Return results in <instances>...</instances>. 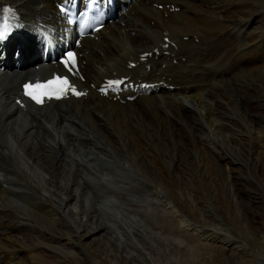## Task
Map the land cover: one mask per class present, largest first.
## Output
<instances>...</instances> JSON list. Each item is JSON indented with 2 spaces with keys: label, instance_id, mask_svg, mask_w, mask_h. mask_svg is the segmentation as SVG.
<instances>
[{
  "label": "bare ground",
  "instance_id": "obj_1",
  "mask_svg": "<svg viewBox=\"0 0 264 264\" xmlns=\"http://www.w3.org/2000/svg\"><path fill=\"white\" fill-rule=\"evenodd\" d=\"M59 1L0 0L32 38L23 66L12 60L0 75V264H107L99 255L114 264H193L209 247L228 250L234 264H264V230L238 225L232 182L247 168L240 158H262L264 171V26L250 29L264 21V0H135L97 40H83L82 86L116 72L158 90L124 105L89 91L18 111L9 98L40 73L29 71L38 30L53 31L55 50L68 42ZM166 33L177 50L151 56L147 72L126 68ZM207 174L223 181L232 229L204 187Z\"/></svg>",
  "mask_w": 264,
  "mask_h": 264
},
{
  "label": "rangeland",
  "instance_id": "obj_2",
  "mask_svg": "<svg viewBox=\"0 0 264 264\" xmlns=\"http://www.w3.org/2000/svg\"><path fill=\"white\" fill-rule=\"evenodd\" d=\"M233 7V6H232ZM256 19H259L253 21V24L250 29H252V33H258V28H262L264 26V21L257 17ZM123 27V26H122ZM224 76H220L218 79L223 80ZM187 108H191V104H186L185 105ZM248 137V136H247ZM251 148V145H250ZM253 164L249 163L250 158H245L241 159L240 162L242 163V166L244 164H247V168L242 167L241 169L239 168L233 173V188L235 191V194L237 195L238 199L240 200V205L239 209L243 213V218L238 217V225L240 227H248V231L255 235V232L257 231H263L264 230V171L261 169L262 168V158L259 159L255 155H252ZM216 179H212V178ZM220 179V176L218 175H213L211 178H208V174L204 176L205 180V188L207 191L212 192L214 195L213 197V204L216 208L217 214L222 218L223 223L225 225H229V228H233L234 225L233 223L230 224L227 220V216L230 214L228 210V205L226 201L228 199H225V196L220 193L221 190V183L223 181L218 180ZM255 196L258 200L254 202L252 199ZM158 215L160 216V212L158 211ZM241 221V222H240ZM240 223V224H239ZM244 224V226H243ZM247 224V225H246ZM254 231V233H253ZM236 238L237 234H233ZM239 236V235H238ZM237 236V237H238ZM239 238V237H238ZM194 241V242H193ZM254 242L253 240H251ZM195 242H199L198 240H191L189 244H195ZM83 243L85 244L86 248L90 247V241H84ZM92 246V244H91ZM187 246V245H186ZM253 246V244H252ZM189 248V246H187ZM200 247V246H199ZM210 249V250H209ZM207 251V252H206ZM217 252V253H216ZM222 252V253H221ZM206 253V254H205ZM210 255H208V254ZM211 253V254H210ZM197 258L193 260V264H232L233 260L230 257L231 253L228 250L221 251L219 252V248L214 251V248H207V249H202L200 248L198 253H197ZM199 254L201 256H199ZM207 255V256H204ZM101 256L102 260H106L107 264H114L109 259H106V256L104 255H99ZM201 257V259L198 258ZM203 256V257H202ZM204 258V259H203ZM208 259V262L205 259ZM100 259V260H101ZM214 259V261H213ZM246 260L250 261L249 254L246 255ZM23 261H27L26 258H24ZM234 264V263H233Z\"/></svg>",
  "mask_w": 264,
  "mask_h": 264
},
{
  "label": "snow or ice",
  "instance_id": "obj_3",
  "mask_svg": "<svg viewBox=\"0 0 264 264\" xmlns=\"http://www.w3.org/2000/svg\"><path fill=\"white\" fill-rule=\"evenodd\" d=\"M62 11L64 9H61ZM5 14L11 12L10 9H3ZM14 15V13H13ZM71 22V21H69ZM11 31V28L5 26L4 30H0V40L6 38L7 33ZM143 58V57H142ZM64 63L65 67L72 70L75 67V56L71 51L67 52V59L61 61ZM123 82L119 80L108 81L107 87H119ZM24 95L28 96L31 100H33L36 104H42L45 98H56L59 99L63 95H66L68 91H71L75 95H82L83 93H79L76 91L75 87L70 84L67 77L54 76L52 79H49L45 82L37 81L35 83H26L23 85ZM106 88H102L101 91H106Z\"/></svg>",
  "mask_w": 264,
  "mask_h": 264
}]
</instances>
